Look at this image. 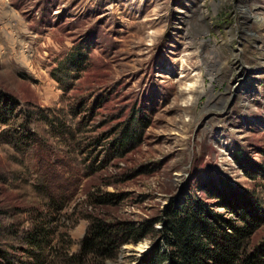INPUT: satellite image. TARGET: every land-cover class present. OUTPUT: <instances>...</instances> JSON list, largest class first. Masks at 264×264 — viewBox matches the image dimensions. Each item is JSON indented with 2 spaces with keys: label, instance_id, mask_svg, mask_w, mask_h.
<instances>
[{
  "label": "rangeland",
  "instance_id": "rangeland-1",
  "mask_svg": "<svg viewBox=\"0 0 264 264\" xmlns=\"http://www.w3.org/2000/svg\"><path fill=\"white\" fill-rule=\"evenodd\" d=\"M0 100L2 254L24 256L34 225L50 256L74 253L95 218L139 225L187 196L230 216L205 189L264 195V0H0ZM160 244L148 233L105 264Z\"/></svg>",
  "mask_w": 264,
  "mask_h": 264
},
{
  "label": "trees",
  "instance_id": "trees-1",
  "mask_svg": "<svg viewBox=\"0 0 264 264\" xmlns=\"http://www.w3.org/2000/svg\"><path fill=\"white\" fill-rule=\"evenodd\" d=\"M87 58V53L80 50L66 57L68 78L76 79ZM71 72L73 74H69ZM54 77L62 83L63 79ZM8 108L9 105L0 100V112ZM141 120L136 117L122 128V144L137 137ZM25 134L32 138L31 133ZM204 192L207 198H215L218 207H224L230 216L213 210L207 200L187 196L179 204L172 200L160 216L139 225L95 218L76 252L58 247L59 253L54 257L45 248L51 242L49 228L34 225L23 232V240L29 245L24 250L26 254L13 259L10 253L3 251L5 254H2L0 250L3 257L0 264H48V256L49 264H105L107 259L116 257L122 244L136 243L148 233L160 237L161 247L145 253L140 264H264V240L252 242V235L261 223L264 195L253 194L251 200L247 196L238 198L233 189L224 188L220 192L205 189ZM156 222H160L158 229L153 228Z\"/></svg>",
  "mask_w": 264,
  "mask_h": 264
}]
</instances>
